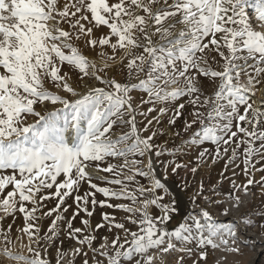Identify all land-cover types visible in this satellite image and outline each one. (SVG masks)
Listing matches in <instances>:
<instances>
[{
	"label": "snow or ice",
	"instance_id": "1",
	"mask_svg": "<svg viewBox=\"0 0 264 264\" xmlns=\"http://www.w3.org/2000/svg\"><path fill=\"white\" fill-rule=\"evenodd\" d=\"M101 28L108 31L97 36ZM80 41L97 51L99 65L81 51ZM114 67L127 70L124 82L107 75ZM72 70L78 84L72 82ZM261 77L264 0H0V264H53L49 250L54 245L55 264H75L81 256L82 264H89L85 248L93 253L91 264H123L134 257V264L156 259L165 264V254L193 251L206 259L208 247L238 253L232 246L237 225L256 226L247 214L240 221L222 222L201 208L174 230L166 227L177 209L175 201L163 202L167 190L155 176L152 156H172L160 163L174 174L180 169L195 174L206 158L215 164L227 157V171L242 155L246 180L232 179V191L225 197L239 208L243 201L238 193L247 195L257 184L264 190V177L255 180V172L264 167L256 168L259 160L253 162L255 157L264 159V97L254 99ZM136 90L146 98L134 107L131 93ZM145 104L150 105L147 111H139ZM186 105L191 119L183 121V133L200 127L184 144L215 146L214 152L199 151L196 167L175 159L183 146L168 149L153 143L163 130L150 131L154 121L161 123L159 116L169 113L167 123L174 127ZM153 112L158 116L139 127L137 117ZM30 117L35 119L29 122ZM115 126L128 131L116 135ZM172 134L180 137L181 131ZM221 177L217 184L223 183V173ZM84 184L89 190L81 194ZM209 191L221 194L217 185ZM97 193L105 199L98 201ZM69 197L76 206L70 218L64 215L71 207L66 204ZM197 197L224 203L212 200L202 181L194 204ZM111 199L127 203L112 204ZM51 200L55 206L48 208L45 202ZM98 204L127 215L117 220L105 212L95 228L89 219H81L83 227H73L81 213L93 216ZM152 207L160 214L153 215ZM229 211L224 207L221 215ZM17 213L23 226H16L13 235ZM258 215L264 228V212ZM53 216L43 230L42 220ZM8 217L11 222L5 225ZM61 224L79 247L62 250ZM105 226L113 234L111 243L104 236L93 247L95 233Z\"/></svg>",
	"mask_w": 264,
	"mask_h": 264
},
{
	"label": "rangeland",
	"instance_id": "2",
	"mask_svg": "<svg viewBox=\"0 0 264 264\" xmlns=\"http://www.w3.org/2000/svg\"><path fill=\"white\" fill-rule=\"evenodd\" d=\"M250 15H253V21H254V27L257 28V30H260L259 24L255 22L254 14L252 13V10L249 9ZM65 27H67L65 25ZM108 30L106 28H101L99 32H96V35L99 36L102 32H107ZM81 47V51L88 56L91 59L96 60L97 64L99 65V57L97 55V51L93 50L91 48H88L84 46L83 41L76 42ZM64 71H69V68L65 66ZM126 69L119 70L118 67H114L112 69L107 70V75L114 76L118 81L124 82L126 79ZM72 82L73 83H79L76 79V72L72 70ZM103 75V73H102ZM261 83L256 85V96L254 99L259 98V92L264 90V77H261ZM92 83L97 84L98 82L92 81ZM100 86V85H98ZM205 89L207 93H211L212 88L210 85H208V82L205 81ZM54 91H58L56 89H53ZM61 95H66L64 92H60ZM133 96V106L140 104L141 98H146V94L142 91L136 90L131 93ZM187 98H183L179 102H183ZM38 110H41L40 106H37ZM58 107V106H57ZM148 107L150 105H143L142 108L139 109V111H147ZM160 105L157 106L159 108ZM49 110H52V106H48ZM191 111V107L186 105V108L184 110V114L180 117L179 120H177V124L173 127L168 125L167 121L170 118L169 115L165 116H159L161 123L157 125L155 121L153 122L151 130H157L158 132L160 130H163L164 135H157V137L154 139L153 143L156 145H159L161 147H165L168 149H174L178 146H183L184 150L179 152L175 159L179 163H184L189 165V167H196V157L199 153V151L203 150V148H208L210 151L214 152L215 146L206 143L204 145H185L184 141L189 139L192 134L197 131V129L200 127L198 124L193 125L192 129L189 130L188 133H183V121L185 119H191L190 116H188V112ZM158 116V112H153L147 116V118L138 116V126L143 127L144 124L147 123L148 119H152V117ZM35 118L30 117L29 122H32ZM181 131V136L176 137L172 133L173 131ZM113 131L116 133V135L123 134V132L128 131L127 127H119L115 126ZM149 133H143V135L147 136ZM242 152V149H241ZM154 155V154H153ZM229 155H231V152H229ZM155 157V162L157 166L160 168L163 177L167 180L173 181L184 193V198H177L175 197L167 188V195H165L164 203L172 204L173 201H175V208L177 211L175 213L171 214V219L167 222L166 227L171 231L174 230L176 227H178L181 223H183L189 216L193 214H199L201 208H207L219 221L227 222V221H240L241 217L245 216L247 214L255 223L256 226H248L246 223H239L237 225V232H238V239L235 245H232L233 247H238L239 252H226L222 251L221 249H215L213 250L211 247H208L205 249L207 252L206 259H200L199 257V251H193L191 255L187 253H181V252H171L169 254H165L162 259L164 260L165 264H193V261H198V264H264V228H261L259 226V221L261 220V216L258 215L260 212H264V195L261 194L262 190L260 185H254L250 187V193L244 194L243 192L238 193L240 195L241 200L243 203L240 205L239 208L233 207L234 201L228 200L225 197V193H228L232 191L231 188V180L235 179L237 183H243L246 180V177L243 174V156H239L234 163L228 164L227 171H225V162L227 160V157L224 159L218 160L215 164L211 162L210 158H206V161H202L199 164L198 171L193 174L187 169H180L177 173L171 172V167L168 166L167 168L163 166L160 161H168L173 159L172 156H169L167 154ZM139 159V157H137ZM144 163L147 164V156L144 158ZM256 160H259V163H256V168L264 167V159H260L259 157H255L253 162L255 163ZM112 163H122V160H110ZM238 165V166H237ZM102 167L106 166V164H102ZM154 167V163H153ZM156 170V168L154 167ZM221 173H223V183L217 184V181L221 180ZM235 173V175H233ZM101 175L107 176L111 178V174L108 173H101ZM155 176L157 177L156 171ZM261 177H264V171H257L255 172V180L259 181ZM138 180H140L141 183L147 185V180L141 177H137ZM159 179V178H158ZM203 182L205 185V192L207 195L211 197L212 200H222L224 203L222 204H210L203 199L197 197L196 203H193V197L195 193L197 192V189L199 187L200 182ZM94 183L99 184L100 186L104 187H118L115 185H109L99 180H93ZM217 185V188L220 195H214L212 194L209 189L213 186ZM89 190L87 184H84L81 188V194H83L84 191ZM54 191V189H53ZM96 199L104 200L105 197H103L100 193L96 194ZM112 204L117 203H127V201H121V200H114L111 199L108 201ZM48 206V208L54 207L56 201H46L45 202ZM66 204L71 205V207L68 209L67 213H64L66 217H71L73 211L75 210V204L73 203L72 197H69L66 200ZM183 206L188 207V212L184 215ZM224 207H228L230 209L227 216L221 215L222 209ZM89 209L92 210L91 205H89ZM44 211H47V208L44 209ZM109 213L111 215L116 216L117 220H122L125 215H127L125 212L115 209V208H109V207H101L99 204L94 209V214L91 217H86L84 213H81L80 216H78L73 221V227H83L81 224V219H89L90 224L92 228H95V226L98 223L102 222V214L103 213ZM150 212L153 215H159V210L155 207L150 208ZM55 215V214H54ZM54 218H44L42 220V229L46 230L47 227L51 223V219ZM11 217H8L3 223L6 225L7 223L11 222ZM16 226H23V218L22 215L17 213V219L15 224L13 225V235L16 234L15 229ZM130 228H134V226L128 224L127 225ZM64 224H61V234H60V240H63L62 250L70 251L71 249H74L76 247H79V245L76 243L75 240L69 239L66 235V233L63 231ZM116 230L114 229L113 232ZM43 234V232H42ZM87 234V233H85ZM97 236V240L94 242L93 247L98 246L102 241L101 237L107 236L109 243H111V240L113 238V234L109 233L107 231V226L104 228H101L98 232L95 233ZM248 241V243H244V241ZM24 242H27V238L25 237ZM59 244V240L56 242ZM188 247H192L195 249V245H189ZM88 252L87 259L89 260V264H91V261L93 259V253L88 250L87 248L84 249ZM55 255H56V246L54 245L49 250V259L53 261V264H55ZM183 257V260L181 261L180 258ZM97 259H103L101 257H96ZM3 257H0V260H3ZM83 257H77L75 264H82ZM135 257L132 261L125 260L123 264H134ZM104 264H107V261H104ZM153 264H161L160 259L154 260Z\"/></svg>",
	"mask_w": 264,
	"mask_h": 264
},
{
	"label": "bare ground",
	"instance_id": "3",
	"mask_svg": "<svg viewBox=\"0 0 264 264\" xmlns=\"http://www.w3.org/2000/svg\"><path fill=\"white\" fill-rule=\"evenodd\" d=\"M259 97H264V90L259 92ZM153 157H154V155L152 156V158ZM154 159H155V157H154ZM155 171H156L157 177L165 185L167 190H169L177 198H184L183 191L173 181L165 179L164 178L165 176L163 177V174H162V172L158 166L156 167Z\"/></svg>",
	"mask_w": 264,
	"mask_h": 264
},
{
	"label": "trees",
	"instance_id": "4",
	"mask_svg": "<svg viewBox=\"0 0 264 264\" xmlns=\"http://www.w3.org/2000/svg\"><path fill=\"white\" fill-rule=\"evenodd\" d=\"M185 208V210L183 211L184 213V215L188 212V207L187 206H183V209Z\"/></svg>",
	"mask_w": 264,
	"mask_h": 264
},
{
	"label": "water",
	"instance_id": "5",
	"mask_svg": "<svg viewBox=\"0 0 264 264\" xmlns=\"http://www.w3.org/2000/svg\"><path fill=\"white\" fill-rule=\"evenodd\" d=\"M152 159H153L154 167L156 168V167H157V164H156V162H155L154 157H153Z\"/></svg>",
	"mask_w": 264,
	"mask_h": 264
}]
</instances>
